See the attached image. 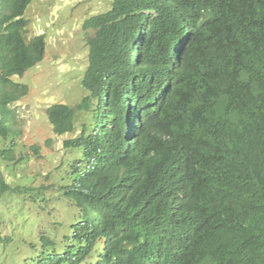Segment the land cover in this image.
I'll return each instance as SVG.
<instances>
[{
    "label": "trees",
    "instance_id": "trees-1",
    "mask_svg": "<svg viewBox=\"0 0 264 264\" xmlns=\"http://www.w3.org/2000/svg\"><path fill=\"white\" fill-rule=\"evenodd\" d=\"M31 1L0 0L7 162L12 105L29 92L13 76L46 50L27 35ZM108 5L81 24L85 94L45 108L52 132L69 135L62 147L81 151L58 187L79 218L59 247L41 231L43 250L22 264H264V0ZM34 189L0 172V198Z\"/></svg>",
    "mask_w": 264,
    "mask_h": 264
},
{
    "label": "rangeland",
    "instance_id": "rangeland-1",
    "mask_svg": "<svg viewBox=\"0 0 264 264\" xmlns=\"http://www.w3.org/2000/svg\"><path fill=\"white\" fill-rule=\"evenodd\" d=\"M109 5L108 0H32L25 11L27 35L43 34L46 50L42 61L23 76H13L26 83L29 92L12 105L13 128L18 132L14 160L0 158V172L12 186L35 189L22 194L8 191L0 198V264L32 263L43 250L41 231L59 247L71 231L69 224L79 218L77 207L58 187L67 182L65 171L74 157H82L81 151L62 147L69 135L52 132L45 108L54 102L75 105L85 94L80 78L87 48L81 24L86 15Z\"/></svg>",
    "mask_w": 264,
    "mask_h": 264
},
{
    "label": "clouds",
    "instance_id": "clouds-1",
    "mask_svg": "<svg viewBox=\"0 0 264 264\" xmlns=\"http://www.w3.org/2000/svg\"><path fill=\"white\" fill-rule=\"evenodd\" d=\"M78 209V208H77ZM78 211L80 212V210L78 209ZM79 212H78V215H79Z\"/></svg>",
    "mask_w": 264,
    "mask_h": 264
}]
</instances>
